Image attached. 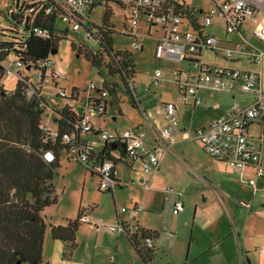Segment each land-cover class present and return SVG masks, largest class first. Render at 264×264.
<instances>
[{"label": "built area", "instance_id": "1", "mask_svg": "<svg viewBox=\"0 0 264 264\" xmlns=\"http://www.w3.org/2000/svg\"><path fill=\"white\" fill-rule=\"evenodd\" d=\"M111 4H117L129 11L127 22L130 29L125 35L136 38L141 36L136 33L141 24L149 25L148 37L153 36L154 27L159 29L160 36L155 38L157 45L154 52L157 61L186 62L192 68L188 71L186 69L172 71L174 85L181 95V103L193 107L202 105L200 90L204 89L241 93L253 98L249 106L234 104L226 115L213 120L207 127L192 131L190 137L198 142L211 158L227 163L230 170L243 174L248 169H252L258 178L264 179V153L261 150L264 134L258 138L248 134L252 124L264 118V84L261 72L259 69L236 68L230 64L232 61L244 59H249V62L257 67L263 63L264 50L256 49L247 40L242 27L250 22L253 25L252 36L264 43V0H210V6L206 10L189 8L187 0H16L19 13L25 16H35L42 10L47 16L59 12L60 21L69 31H85L86 38L98 46L101 44V34L111 27L94 25L90 16L95 8L108 7ZM217 20L223 22L225 26L226 38L222 42L216 35L205 33V30ZM31 33L38 38L50 39L53 32L44 27H33ZM233 35L239 36L237 42L232 41ZM135 49L143 51L139 43L136 44ZM2 53L3 51L0 50V90L3 88L8 94L11 93L12 90L3 87V82L5 79H13L25 83V92L29 99L40 97L45 99V102L41 101L39 104L40 108L45 109L46 114H50L44 116L48 118L44 130L52 139L59 138L60 144L67 147L68 160L97 174L100 191H112L119 184L116 164L109 157L114 152L112 145L121 147L131 162L141 163L142 173L147 176L142 178L141 186L144 188L149 186L148 177L158 172L163 156L174 146L172 137L179 131V114L175 104L164 102L161 105L166 125L158 131L156 143L152 146L144 130L133 128L108 132L95 129L91 118L105 115L110 98L113 97L110 93L111 89H107L105 83L100 89L92 83L89 85L88 97L83 103L86 111L79 114L75 107L79 95H69L66 90H61L57 97L65 102L66 108L75 112L77 120L71 124L70 133L59 135L58 129L52 128L55 125L53 113L62 110L52 109L49 113L51 107L41 88L44 83H53L57 87L58 81L61 80V73L54 67L52 59H42L36 64H30L18 55L2 59ZM208 54L214 56L220 54L224 63L218 64L213 60H206ZM33 71L40 87L32 83L35 77L29 74ZM162 78V71L156 70L151 79V86H159L163 82ZM128 86L134 92L130 82ZM134 96L137 100L136 93ZM154 126H158V123ZM93 133H97L104 144L103 150L99 153L93 143L86 138ZM56 158L55 151L50 150L44 153L42 160L51 164ZM93 160L96 163L95 167L91 164ZM243 182L264 194V188H258L254 181L243 180ZM174 193L176 191L173 188L167 189V194ZM242 205L250 209L249 205L245 203ZM144 208V205L140 204L131 208L117 207V222L113 224L105 223L103 218L92 222L85 213L81 223L103 228L118 237L137 236V240L152 251L153 236L141 232L137 226V219ZM184 209V203L180 197H177L174 212L183 213Z\"/></svg>", "mask_w": 264, "mask_h": 264}, {"label": "crops", "instance_id": "2", "mask_svg": "<svg viewBox=\"0 0 264 264\" xmlns=\"http://www.w3.org/2000/svg\"><path fill=\"white\" fill-rule=\"evenodd\" d=\"M252 29L253 25L247 22L243 25L242 32L256 49L264 50V43L257 41L252 36ZM225 38L226 36L218 37L221 42ZM231 39L237 42L239 36L233 35ZM208 55L212 56L214 62L224 63L220 54ZM230 64L236 68L259 69L264 84V59L260 67L251 64L249 59L232 61ZM148 92L151 95L153 94L151 88L148 89ZM200 95L203 99L202 105L196 107L183 103H179V106L172 100H161L160 105L155 107L151 99L143 106L138 94H136L138 102L135 105L128 102L125 110L121 108L123 104L114 99L109 103V106L118 107L122 117H125V115L126 118L130 115L134 116L135 122L132 121L127 129L144 130L148 142L152 146L156 143V134L166 125V123L164 124L165 120L162 116L161 105L164 102L175 104L178 114H180V108H189L191 114L187 119L188 121L185 117L182 118L179 115L181 126L177 134L172 137V143L175 146L174 142L180 136L190 134L198 128L207 127L213 120L226 115L234 104L249 106L253 102L252 97L241 93L233 94L232 92L204 89L200 90ZM79 109L78 114L86 111L83 105ZM197 112L202 115L207 112H214V114L202 124L196 125L197 128L191 129ZM136 113L140 114V119H138ZM159 115L164 122L161 121ZM98 119L103 120V122L98 123L93 120V117L91 118L95 129L106 130L104 129L106 126L105 116L98 117ZM112 119L115 122L118 121L115 116H112ZM155 123H158V126H154ZM52 128L56 129L57 126L53 125ZM116 130L125 129L115 128L106 131L114 132ZM248 134L255 138L264 134V118L252 124ZM86 138L93 143L92 145L98 153L103 150L104 144L100 141L97 133L89 134ZM261 146L264 153V142L261 143ZM172 148L165 153L162 162L166 154L172 151ZM109 157L116 164L117 182L119 183L110 191L111 207H109V210L100 211L98 209L100 207L99 203L86 210V213L92 214V216H89L92 222L96 221L93 220L94 216H103L101 218L106 220L105 223L113 224L117 222V207L131 208L139 204L144 205V211L137 219V226L141 232L153 236L154 249L152 251L154 255L151 264H159L160 262L162 264H264V194L259 190L256 191L253 187L245 185L243 182V180H252L258 188L262 189L264 188V179L258 178L252 169H248L243 174L234 172L230 170L227 163L216 161L209 156L211 161L207 166L200 164L196 169L192 168L205 187L198 189L196 194L190 191L189 195L193 196L194 199L189 202L185 200L188 191L186 192L180 183H178V188H174L171 186L172 184L164 181L163 169L165 166L162 162H160L158 172L154 176L148 177L150 184L147 188H144L141 186V180L147 176L142 173L141 163L131 162L126 155H122L121 151L116 150ZM91 164L94 167L96 165L94 160ZM199 171L204 174L201 175ZM90 173L92 177H97L94 172ZM168 188H173L176 193L167 194ZM177 197H180L184 203L183 213L174 212ZM242 203L249 205L250 209L244 208ZM94 213L97 215H93ZM66 224L67 221L62 225H54L65 226ZM85 226L90 231H95V238L93 240L89 239V245H87L89 249L90 243L93 241L94 253L91 264H97L95 260L98 250H102L110 256L115 253L109 259L111 264H120L121 261H125L126 264H135L138 261L143 263L127 236L118 237V235L110 234L103 228H95L89 224ZM84 229L83 227L79 229L76 237L77 243L84 244L82 240ZM102 235L107 236L106 240H100ZM118 258H120L119 261H117Z\"/></svg>", "mask_w": 264, "mask_h": 264}, {"label": "rangeland", "instance_id": "3", "mask_svg": "<svg viewBox=\"0 0 264 264\" xmlns=\"http://www.w3.org/2000/svg\"><path fill=\"white\" fill-rule=\"evenodd\" d=\"M187 4L189 8H204V10H206L210 6V0H187ZM12 11H18L16 0H0V43L11 42L16 39L14 34L15 31L12 30L15 23V21H12ZM108 11L113 14L110 19V24L115 29V34L112 36L114 51L130 54L133 63L136 65L135 77L130 82L131 86L134 88V92L132 90L131 92L134 95L135 93L138 94L143 106H145L146 102L150 99L155 107L160 105L161 100H172L180 106L179 103H181L180 101L182 99L176 91L172 71L176 69H186V71H188L192 68H190L186 62H171L169 60L157 61L155 59L154 52L157 45L155 38L160 36L159 29L156 27L153 28V36L151 37H148L149 25L146 24H141L136 31L137 34L141 35L138 38L125 35L130 29L129 23L127 22V19H129V11L117 4L95 8L91 16L89 15L91 17L90 20L94 25L101 27L105 24L104 19ZM20 27L24 30V25H20ZM66 29L67 26L62 24V32L59 33L61 37L59 49H57L55 54L51 55L54 67L61 73V80L58 81L59 84L57 87L53 83H44L41 87L44 97L51 107L49 113H51L52 109L64 110L66 108L65 102L57 97L61 90H66L69 95H79L78 102H75V107L77 110L81 108L86 97H88V87L91 83L94 84L97 89H100L103 87V83H106L109 89H114L116 91V94L110 98V102L113 101V99L115 101L117 100V102L123 104V107H121L122 110L127 109L125 106L128 102H131V95L126 91L120 75H110L105 64L101 66L100 69L92 67V62L86 58L85 54L82 53L80 55L78 49L74 48V44H76L78 48H88L95 54L100 50V46L86 38L85 31H69V33L65 35L64 31ZM205 33L216 35L220 38L226 36L225 26L223 22L219 20L214 22L211 27L207 28ZM137 43L144 48V51L135 49ZM105 55L104 52L102 56L104 63L108 62ZM206 60L211 61L212 56L207 55ZM156 70H161L163 73V83L158 87L151 86V79ZM29 75L35 77V72H31ZM32 83L40 87L38 78H33ZM16 84L17 82L13 79H5L3 82L4 88L12 91L15 90ZM150 88L153 93L152 95L148 92ZM221 98L222 96L220 99ZM190 114L191 110L189 108H180L179 115L182 118L185 117L186 121H188L187 119H189ZM213 114L214 112H207L205 115H202L200 112H197V116H195L196 119L191 129L197 128L198 126L196 125L202 124L207 118L213 116ZM136 115L138 119L141 118L139 113H136ZM104 116L106 118V126L104 129L109 131L115 128L127 129V127L132 124V121L135 122V118L132 115L128 118H126V115L122 117L118 107L109 106ZM112 116L118 118V121H113ZM160 119L164 122L162 117H160ZM93 120L98 123L103 122V120L97 117H93ZM44 122H48L47 117H44ZM165 123L166 122H164V124ZM179 123L181 126V121H179ZM174 143L175 146H173L172 151L166 154L162 162L163 166H165L163 169L164 181L172 184L171 186L174 188H178V183H180L185 191H188L185 200L190 202L194 199L193 196L189 195L190 191L196 194L198 193V189L205 187L192 168L196 169L200 164L207 166L211 159L208 154L203 151L199 143L191 139L188 133L180 136ZM59 164L60 167L56 169L53 179L55 188L53 195L57 197V203L45 208L41 213L47 227L46 236H44L43 264H91V258L94 253L93 241L90 243L89 249L87 245H89V239L93 240L95 238L94 230L90 231L85 226L87 224H81L80 229L82 227L85 228L82 236L84 244L78 243L79 246L71 255L67 254L68 248L66 244L52 239L51 225H62L70 219L76 220L80 209L89 210L99 203L100 207H98V209L100 211L109 210V207H111V201L109 200L111 194L100 191L99 178L92 177V174L89 170H86L85 167H81L73 161L68 160L66 151L62 152ZM199 173L201 175L204 174L201 171H199ZM87 214L92 216V214L88 212ZM93 215L97 214L94 213ZM101 217L103 216H94L93 220H98ZM106 238L107 236L102 235L100 240L104 241L103 239L106 240ZM114 254L115 253L111 254V256H114ZM96 255L97 258L95 261L97 264H111L109 262L111 256L107 253L98 250ZM119 259L120 258H118L117 261H119ZM124 262L125 261H121L120 264H126V262ZM135 264L146 263L138 261ZM159 264L162 263L160 262Z\"/></svg>", "mask_w": 264, "mask_h": 264}, {"label": "trees", "instance_id": "4", "mask_svg": "<svg viewBox=\"0 0 264 264\" xmlns=\"http://www.w3.org/2000/svg\"><path fill=\"white\" fill-rule=\"evenodd\" d=\"M19 10L12 11V21H15L12 30L15 31L16 39L0 43L2 59L18 55L28 63L36 64L37 61L51 58L52 52L59 49L61 40L60 13L47 16L42 10L35 16H25ZM112 15L110 11L105 15L104 25L111 28L101 34L98 52L94 54L88 48H78L76 44L74 48L78 49L80 55L85 54L92 62V67L100 69L105 64L110 75H120L126 91L131 95V103L135 105L138 100H135L128 85L135 77L136 65L130 54L114 51L112 36L115 29L110 24ZM20 25H24V30ZM33 27L51 30L52 37H35L31 33ZM67 33L68 29L64 31L65 35ZM104 52L108 57L107 63H104L102 57ZM16 82V88L11 93L8 94L3 88L0 90V264H18L19 261L22 264H43L47 227L41 213L57 203V197L53 195V179L56 169L60 167L61 154L67 151V147L60 144L59 138L52 139L44 130L46 112L39 104L41 101L45 102V99H29L25 83ZM106 88L109 89L107 84ZM110 93L114 95L116 91L111 89ZM76 120L77 115L69 108L53 113V122L59 135L70 133L71 124ZM50 150L55 151L57 158L54 163L47 164L42 158ZM115 150L125 155L121 147L113 151ZM85 213L86 210L80 209L78 218L68 220L65 226L51 225L52 239L66 244L67 254L72 255L79 246L76 237ZM137 239L133 235L128 240L142 261L151 264L153 251L144 247Z\"/></svg>", "mask_w": 264, "mask_h": 264}, {"label": "water", "instance_id": "5", "mask_svg": "<svg viewBox=\"0 0 264 264\" xmlns=\"http://www.w3.org/2000/svg\"><path fill=\"white\" fill-rule=\"evenodd\" d=\"M56 52L54 51V52H52V55L53 54H55ZM112 148L113 149H116L117 148V146L116 145H112ZM108 193H110V191H107ZM18 264H22V262L21 261H19V263Z\"/></svg>", "mask_w": 264, "mask_h": 264}]
</instances>
